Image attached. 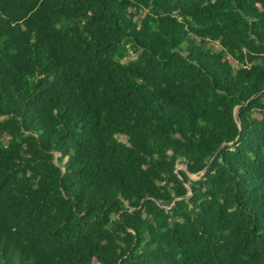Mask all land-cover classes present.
I'll list each match as a JSON object with an SVG mask.
<instances>
[{
	"label": "trees",
	"instance_id": "trees-1",
	"mask_svg": "<svg viewBox=\"0 0 264 264\" xmlns=\"http://www.w3.org/2000/svg\"><path fill=\"white\" fill-rule=\"evenodd\" d=\"M0 264H264V0H0Z\"/></svg>",
	"mask_w": 264,
	"mask_h": 264
},
{
	"label": "rangeland",
	"instance_id": "rangeland-1",
	"mask_svg": "<svg viewBox=\"0 0 264 264\" xmlns=\"http://www.w3.org/2000/svg\"><path fill=\"white\" fill-rule=\"evenodd\" d=\"M207 46H212L215 50H220L221 49V46L218 43H211V42H209L207 44ZM134 57H136V54H132L131 58H134ZM119 139L122 140V141H126V136L125 135H120L119 136ZM184 167H185L184 164H182V163L178 164V168L182 169ZM190 177L192 179H198L200 177V175L190 174Z\"/></svg>",
	"mask_w": 264,
	"mask_h": 264
}]
</instances>
